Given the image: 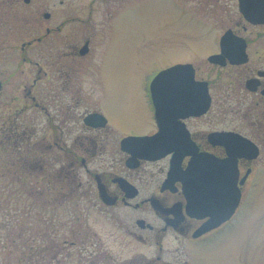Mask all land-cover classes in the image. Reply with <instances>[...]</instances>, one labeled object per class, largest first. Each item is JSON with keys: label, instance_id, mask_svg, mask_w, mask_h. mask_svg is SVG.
<instances>
[{"label": "flooded vegetation", "instance_id": "af4514ba", "mask_svg": "<svg viewBox=\"0 0 264 264\" xmlns=\"http://www.w3.org/2000/svg\"><path fill=\"white\" fill-rule=\"evenodd\" d=\"M24 1L50 7H33L28 26L37 33L20 44L22 62L16 68L32 64L35 75L26 78L23 69L15 87L16 71L6 68L5 78L1 76L5 110L0 134L13 148L23 145L24 165L60 192L61 204L81 203L106 215L105 226L94 230L87 218L71 217L67 236L51 245V264H195L201 254L192 243L212 239L230 226L251 188L263 181L264 0H196L198 11L203 8L200 12L210 15L205 20L197 6L175 0L183 12L202 20L200 35L207 43L192 47L193 55L181 61L193 65L198 111H168L164 140L192 141L199 157H210L196 177L206 205L216 203L210 198L218 187L239 197L230 218L197 237L195 230L210 216L192 215L183 180L168 179L175 151L156 159L132 158L122 148L124 136L154 134L161 128L149 84L143 88L147 125L139 130L116 125L104 111L97 81L91 90L98 103L89 101L86 81L100 80L108 28L130 0ZM30 47L38 48L35 57ZM203 93L208 105L201 102ZM90 112L98 114L92 122L86 119ZM190 157L182 158L183 169ZM120 252L128 256L121 258Z\"/></svg>", "mask_w": 264, "mask_h": 264}, {"label": "rangeland", "instance_id": "374dc122", "mask_svg": "<svg viewBox=\"0 0 264 264\" xmlns=\"http://www.w3.org/2000/svg\"><path fill=\"white\" fill-rule=\"evenodd\" d=\"M130 2V7L121 9L108 28L101 51L100 80L88 77L86 81L91 104L97 102L91 90L96 88L97 81L104 111L116 125L128 131L147 125L143 87L148 74L188 60L194 53L192 47L207 43V38L200 35L204 28L202 20L183 12L177 1ZM195 3L196 0H186L188 8L197 6ZM37 6L42 4L0 0V77L5 78L6 68L16 71L14 87L18 86L16 80L23 69L24 77L35 75L32 64L16 66L22 62L20 44L37 33L29 28L27 18ZM49 7L48 3L42 9ZM197 7L195 11L203 20L210 19L209 14L200 12L203 8L198 11ZM29 49L35 57L38 48ZM4 95L5 86L0 91V115L5 110ZM2 139L0 134V264H51V245L54 241L61 243L67 236L71 217L87 218L94 230L102 226L106 215L81 203L61 204L60 192L49 188L44 176L24 165L23 145L13 148ZM260 177L262 184L251 188L248 202L230 226L212 239L192 243L193 249L201 254L195 258V264H264V176ZM126 254L120 252L121 258Z\"/></svg>", "mask_w": 264, "mask_h": 264}, {"label": "water", "instance_id": "95a60500", "mask_svg": "<svg viewBox=\"0 0 264 264\" xmlns=\"http://www.w3.org/2000/svg\"><path fill=\"white\" fill-rule=\"evenodd\" d=\"M185 68L186 67H184L183 65H176V66H174V67H170L169 69H167V70H163V71H161L157 76H156V78H155V80L157 81V82H159L161 79H163V77H165V75H167L168 73H170V72H179V71H183V70H185ZM1 86H2V84H1V80H0V89H1ZM154 86H156V84H154ZM159 94H162V92L161 91H158V90H156L155 89V101H156V103H158V105L159 104H161L163 101L161 100V96L159 95ZM189 95V94H188ZM163 97V96H162ZM136 139H143V138H146V137H135ZM214 224V223H213ZM212 224V225H213Z\"/></svg>", "mask_w": 264, "mask_h": 264}, {"label": "snow or ice", "instance_id": "6c2138e0", "mask_svg": "<svg viewBox=\"0 0 264 264\" xmlns=\"http://www.w3.org/2000/svg\"><path fill=\"white\" fill-rule=\"evenodd\" d=\"M163 85H161V87H162Z\"/></svg>", "mask_w": 264, "mask_h": 264}]
</instances>
